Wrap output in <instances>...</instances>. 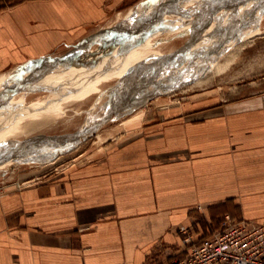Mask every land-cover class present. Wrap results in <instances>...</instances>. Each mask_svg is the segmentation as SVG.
<instances>
[{
    "label": "crops",
    "instance_id": "0c3cea01",
    "mask_svg": "<svg viewBox=\"0 0 264 264\" xmlns=\"http://www.w3.org/2000/svg\"><path fill=\"white\" fill-rule=\"evenodd\" d=\"M177 1L23 0L0 9V108L44 84L35 77L52 67L83 69L71 85L99 75L154 37L144 31ZM203 27L196 37L208 38ZM200 100L156 110L55 174L8 182L0 264H169L185 254L180 226L199 236L225 216L264 222V94Z\"/></svg>",
    "mask_w": 264,
    "mask_h": 264
},
{
    "label": "rangeland",
    "instance_id": "374dc122",
    "mask_svg": "<svg viewBox=\"0 0 264 264\" xmlns=\"http://www.w3.org/2000/svg\"><path fill=\"white\" fill-rule=\"evenodd\" d=\"M20 1L23 0H0V9ZM263 11L264 0H178L176 4L162 5L159 27L156 24L154 30L150 27L144 31L146 35L157 33L154 37L145 36L144 41L149 37L150 45L171 40L159 46L158 54L149 56L147 62L152 64L146 69H137L141 67L139 63L116 79L96 76L78 84L83 79L76 78L72 85L79 69L72 73L52 67L48 74H38L35 79L50 83L47 87L29 85L28 93L18 92L0 108V128L7 124L9 127L12 120L18 119V111L47 108L48 114L31 120L30 115H23L15 130L0 134V162H11L0 168V189L21 175L55 174L74 162L87 160L104 140L139 130L160 108L195 98L204 103L216 98L232 103L264 94ZM173 17L177 19L172 20ZM207 22L208 38L196 37ZM255 28L256 34L250 35ZM185 29L190 32L189 38L184 36ZM197 42L200 46L193 47ZM84 64L90 62L86 60ZM176 74L180 77L176 82L168 80ZM159 84L160 90L153 86ZM123 88L126 89L122 93ZM49 91L53 94L49 95ZM69 92H74L73 97L57 104ZM103 109L105 112H101ZM92 110L96 117L90 125L83 126ZM120 113L128 116L115 118ZM123 120L127 122L122 124Z\"/></svg>",
    "mask_w": 264,
    "mask_h": 264
},
{
    "label": "built area",
    "instance_id": "2783aa9c",
    "mask_svg": "<svg viewBox=\"0 0 264 264\" xmlns=\"http://www.w3.org/2000/svg\"><path fill=\"white\" fill-rule=\"evenodd\" d=\"M178 232L185 254L169 264H264V222L225 216L205 235L185 226Z\"/></svg>",
    "mask_w": 264,
    "mask_h": 264
},
{
    "label": "bare ground",
    "instance_id": "6f19581e",
    "mask_svg": "<svg viewBox=\"0 0 264 264\" xmlns=\"http://www.w3.org/2000/svg\"><path fill=\"white\" fill-rule=\"evenodd\" d=\"M236 12V11H235ZM262 18H264V11H263V13H262V15H261V19ZM212 24V23H211ZM262 29V28H261ZM202 30H204V31H208V30H210V27H209V25H208V22L206 23V24H204V27H203V29ZM262 30H264V27H263V29ZM259 33V32H258ZM253 34H256V32H251L250 33V35H253ZM157 36V35H156ZM151 41V40H150ZM150 41H145L146 43H144L145 45H143V46H141V47H137V48H134L133 50H131V51H129V53H126L125 55H123V57H121V58H119V59H115V61L112 63V64H108V65H106L105 66V69H104V71L102 72V73H100L99 75H96V76H101L103 79H109V78H114V79H116V78H118V77H121L124 73L126 74V72H127V70H128V68H131L132 66H135V65H138L139 63H141V67H138L137 69H139V70H144V69H146L147 67H149L151 64H152V62L151 61H149V62H147V59H149V56L152 54V57H153V54H158V52L157 51H159V46H161V45H163V44H160V43H157L156 45H150L149 44V42ZM149 44V45H148ZM151 58V57H150ZM107 60V59H106ZM110 62V61H109ZM102 64H104V63H102ZM77 68V67H76ZM81 68V67H80ZM87 68V67H86ZM68 69H70V70H73V71H75L76 69H74V68H72V67H69ZM93 69V68H92ZM80 70V69H79ZM91 71V70H90ZM92 73V72H91ZM80 74V73H79ZM167 73H165V75H166ZM34 75V74H33ZM36 75V74H35ZM81 75V74H80ZM80 75H79V77H80ZM181 75V74H180ZM96 76H94V77H91L89 80H88V82L89 81H91V80H94L95 78H96ZM32 78V77H31ZM80 78H82V77H80ZM85 78V77H84ZM111 78V79H112ZM130 78L131 77H129V78H127L126 79V82L128 83L129 81H130ZM180 78V77H179ZM178 74H176V76H174V77H172V78H170V79H168L169 81H174V82H176L178 79ZM33 79V78H32ZM38 79V78H37ZM125 83V82H124ZM160 85L161 84H159V85H153L154 87H156V88H159V90L160 89H162L161 87H160ZM124 87H126V86H124ZM124 89V90H123ZM123 89H121V91L120 92H122L123 93V91H125V89L126 88H123ZM166 88H165V85H164V90H165ZM49 95H52L53 94V92H51V91H49ZM73 93L74 92H69V93H67L65 96H63V97H61L60 99H58V102L59 103H57V104H61V103H63V102H65V101H62V100H64V99H66V98H69V97H73ZM129 94V93H128ZM129 97V96H128ZM133 99V98H132ZM124 102H126V100L124 101ZM41 103V102H40ZM95 103V102H94ZM36 104H38V103H36ZM44 104V103H43ZM64 104V103H63ZM138 104V103H137ZM142 104V103H141ZM43 107V106H42ZM59 108V107H58ZM107 108V107H106ZM105 108V109H106ZM47 109V108H46ZM46 109H44V108H34V109H29V110H23V111H21L20 113H19V111L17 112V109L16 108H13V110H15L16 112H17V115H20L19 116V118L18 119H14V120H12L11 122H10V124H9V127H7V125H5V126H3V127H1L0 128V134H4V133H6L7 132V130H9V129H11V130H15V128H16V126H18V124L20 123V121H23L22 120V117H23V115H26L27 117H28V115H30V120L32 119V117H36L37 119L39 118V119H41L44 115H48V114H45L46 113ZM105 109H103V111H101V112H105ZM94 111L92 110L90 113H88L89 115H88V119L85 121L86 123L83 125V126H88V125H90L92 122H93V119H94V117H96L95 116V114H96V112H94ZM127 112V111H126ZM10 114H12V111H10L9 112ZM100 113V112H99ZM124 114H127V113H124ZM40 115H42V116H40ZM103 115V114H102ZM121 115H123V113H120V114H117L116 116H115V118H124L123 116H121ZM14 116H16V115H14ZM14 116H12V117H14ZM36 118H34V119H36ZM96 119V118H95ZM100 121V120H99ZM127 121H125V120H123L121 123L122 124H124V123H126ZM98 123V122H97ZM97 123H95V124H93L92 125V127L93 126H95ZM115 126V125H114ZM124 127V126H123ZM100 128V127H99ZM98 128V129H99ZM102 128H104V127H101V129ZM112 128V127H111ZM97 129V133L99 134V132L101 131V129H99L98 130ZM84 135V134H83ZM101 135V134H100ZM87 136V135H86ZM111 137V136H110ZM86 140V139H85ZM102 140V139H101ZM57 142V141H56ZM83 142V141H82ZM20 151V150H19ZM15 155V154H14ZM1 163V165H0V168H3L4 166H6V165H8V164H10L11 162H10V160H8V161H6V160H4L3 162H0Z\"/></svg>",
    "mask_w": 264,
    "mask_h": 264
}]
</instances>
